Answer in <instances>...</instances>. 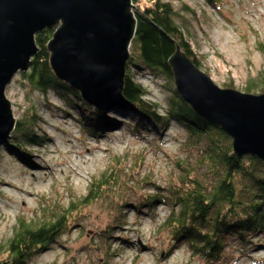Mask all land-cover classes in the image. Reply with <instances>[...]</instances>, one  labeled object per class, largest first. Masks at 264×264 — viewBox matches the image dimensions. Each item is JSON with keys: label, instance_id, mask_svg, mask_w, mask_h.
I'll use <instances>...</instances> for the list:
<instances>
[{"label": "rangeland", "instance_id": "rangeland-1", "mask_svg": "<svg viewBox=\"0 0 264 264\" xmlns=\"http://www.w3.org/2000/svg\"><path fill=\"white\" fill-rule=\"evenodd\" d=\"M161 1L171 6L173 19L189 42L199 70L215 86L229 85L244 92L247 85H259L264 59L257 42H264V0H218L215 5L206 0ZM129 69L146 93L144 100L157 105L158 115H163L162 109L174 95L181 100L172 78L133 66ZM21 74L12 78L4 96L15 121L24 120L27 110H35L38 120L32 142L40 143L22 151L5 141L15 137L14 131L0 139V246L11 237L17 219L38 224L48 218L49 212L64 214L74 203L78 210L67 217L75 220L70 230L47 252L32 257L29 264H264V236L255 241L252 250L242 253L227 247L217 261L193 254L183 244L172 249L173 241L159 227L168 213L164 205H157L145 215L127 208L121 215L120 228L119 224L109 228L115 217L108 209L123 197L121 189L125 186L118 194L111 191L102 201L79 207L92 179L104 171L107 174L117 158L124 175L130 174L134 180L147 177L146 181L160 187L171 180L177 183L178 172L173 164L188 154L181 143L183 134L171 126L155 139L156 131L134 137L129 127L134 124L131 113L109 107L98 110L103 123L119 126L120 130L99 129L103 137L93 136L81 126V113L72 105H64L63 95L54 90L41 96ZM123 110L130 111L128 107ZM120 120L123 125L118 124ZM105 228L113 238L109 242L100 237Z\"/></svg>", "mask_w": 264, "mask_h": 264}, {"label": "trees", "instance_id": "trees-1", "mask_svg": "<svg viewBox=\"0 0 264 264\" xmlns=\"http://www.w3.org/2000/svg\"><path fill=\"white\" fill-rule=\"evenodd\" d=\"M206 1L215 5L218 0ZM131 2L136 32L124 77V93L130 101L127 107L130 113L135 112L131 116L135 118L132 119L134 124L129 125L130 132L136 137L153 131L155 134L156 131L155 139L175 126L183 134L181 143L185 144L188 154L173 164L178 172L177 183L171 180L161 187L146 181L147 177L134 180L130 174L124 175L120 160L114 159L113 168L107 174L104 171L92 179L86 195L78 202L79 207L100 202L111 191L118 194L125 186L121 189L123 197L108 209L115 217L110 223L113 226L108 224L109 228H117L118 224L120 228L121 215L127 208L145 215L146 211L152 213L157 205H164L168 213L159 227L173 241L172 249L183 244L191 253L213 261H217L227 247H235L238 253L252 250L255 241L264 236V161L248 155L236 156L228 135L213 123L196 116L177 96L174 95V99L162 109L163 115L156 113L157 105L144 100L146 93L135 83L129 72L130 66L153 74L161 73L170 80L167 60L177 45L197 68L200 67L189 42L175 23L174 11L168 3L161 0ZM52 33V30H43L35 36L37 54L21 77L35 91L41 92V96L54 90L57 95H63L66 98L62 99L63 103L69 107L72 105L81 113L80 124L86 133L101 138L103 131L119 130V126L103 123L100 111L91 110L75 91L53 77L46 50ZM257 48L264 59V42H257ZM258 82L259 85H247L244 93H264V61ZM34 113L35 110L29 109L24 120L16 121L15 137L5 140L9 147L25 151L38 146L36 141L32 142L38 120ZM118 124L124 122L120 120ZM122 175L126 178L123 179ZM149 189L155 194H146L145 190ZM77 210L78 206L70 203L64 214L49 212L48 218L38 224L17 219L11 237L0 246V264H29L32 257L47 252L62 234L70 230L69 225L75 220L67 217ZM100 237L104 242L113 239L107 228ZM103 255L107 254L104 252Z\"/></svg>", "mask_w": 264, "mask_h": 264}, {"label": "water", "instance_id": "water-1", "mask_svg": "<svg viewBox=\"0 0 264 264\" xmlns=\"http://www.w3.org/2000/svg\"><path fill=\"white\" fill-rule=\"evenodd\" d=\"M43 30L53 31L46 50L57 81L97 110L130 103L124 77L136 32L131 0H0V139L16 123L4 91L27 71ZM167 64L191 111L225 132L236 156L264 161V93L215 86L177 45Z\"/></svg>", "mask_w": 264, "mask_h": 264}, {"label": "bare ground", "instance_id": "bare-ground-1", "mask_svg": "<svg viewBox=\"0 0 264 264\" xmlns=\"http://www.w3.org/2000/svg\"><path fill=\"white\" fill-rule=\"evenodd\" d=\"M30 62H31V61H30ZM28 68H29V67H28ZM27 70H28V69H27ZM125 71H126V70H125ZM69 89H70V90H73V89H71V88H69ZM73 91H75V90H73ZM75 92L77 93V95H78L79 98H80L79 93H78L77 91H75ZM80 100L83 101L81 98H80ZM84 103H85V102H84ZM64 105H65V104H64ZM128 105H129V104H127V106H128ZM127 106H125V108H126ZM113 107H117L119 111H127V110H123V106H121V107L113 106ZM115 110H117V109H115ZM127 112H130V111H127ZM131 113H132L131 115H134L135 112L133 111V112H131ZM125 115L128 116L129 114H125ZM132 119H133V117L131 118V121H133ZM15 126H16V123H15ZM15 126H14V129H15ZM14 129H13L11 132H13ZM119 130H120V129H119ZM119 130H118V131H119ZM36 142H37V141H36ZM38 143H40V142L38 141L37 144H38ZM36 147H38V146H36Z\"/></svg>", "mask_w": 264, "mask_h": 264}]
</instances>
